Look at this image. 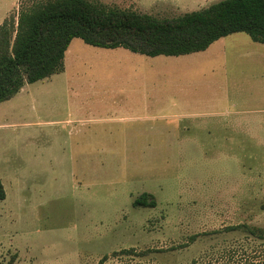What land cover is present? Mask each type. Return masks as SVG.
I'll return each mask as SVG.
<instances>
[{
  "label": "rangeland",
  "instance_id": "rangeland-1",
  "mask_svg": "<svg viewBox=\"0 0 264 264\" xmlns=\"http://www.w3.org/2000/svg\"><path fill=\"white\" fill-rule=\"evenodd\" d=\"M87 1L173 19L220 0ZM20 3L0 0V24ZM259 48L238 33L150 58L73 39L62 72L0 103V264H208L233 241L264 264L222 232L264 228ZM143 193L154 208L133 206Z\"/></svg>",
  "mask_w": 264,
  "mask_h": 264
},
{
  "label": "trees",
  "instance_id": "trees-1",
  "mask_svg": "<svg viewBox=\"0 0 264 264\" xmlns=\"http://www.w3.org/2000/svg\"><path fill=\"white\" fill-rule=\"evenodd\" d=\"M236 33H244L252 42L264 46V0H220L173 19L108 8L87 0H21L17 15L0 24V103L19 93L26 84L62 72L64 55L73 39L91 47L122 48L153 58L200 53ZM4 199L0 181V200ZM133 206L156 205L152 195L143 193ZM222 232H241L247 241L264 247L262 227L237 224ZM197 237L190 236L185 245ZM233 242L218 250L210 249L201 260L208 264H239L238 257L243 258L242 264H257L253 261L255 253H248L244 244ZM193 264L199 261L193 260Z\"/></svg>",
  "mask_w": 264,
  "mask_h": 264
},
{
  "label": "crops",
  "instance_id": "crops-1",
  "mask_svg": "<svg viewBox=\"0 0 264 264\" xmlns=\"http://www.w3.org/2000/svg\"><path fill=\"white\" fill-rule=\"evenodd\" d=\"M2 23V22H1ZM236 34H238V33H236ZM232 35H234V34H231V35H229V36H232ZM226 37H228V36H226ZM225 38V37H224ZM221 39H223V38H221ZM221 39H219V40H221ZM218 40V41H219ZM218 41H216V42H218ZM216 42H214L213 44H211L209 47H211L212 45H214ZM256 44H258V43H256ZM259 45H261V44H259ZM263 46V45H262ZM118 49H122V48H118ZM125 50V49H124ZM206 51V50H205ZM205 51H203V52H205ZM201 53V52H200ZM133 54V53H132ZM139 55V54H138ZM191 55V54H190ZM143 56V55H142ZM184 56H187V55H184ZM258 56L260 57V58H263L264 59V49H262V48H259L258 49ZM146 57V56H145ZM159 57H166V56H157V57H153V58H159ZM180 57V56H179ZM151 58V57H150Z\"/></svg>",
  "mask_w": 264,
  "mask_h": 264
}]
</instances>
